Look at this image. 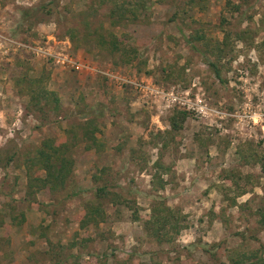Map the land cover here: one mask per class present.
<instances>
[{
	"label": "rangeland",
	"instance_id": "1",
	"mask_svg": "<svg viewBox=\"0 0 264 264\" xmlns=\"http://www.w3.org/2000/svg\"><path fill=\"white\" fill-rule=\"evenodd\" d=\"M122 1L0 0V264H231L254 250L264 260V0H236L234 15L228 0H146V10L129 5L125 18L111 16ZM25 8L33 18L22 20ZM223 14L247 34L219 48L211 39L223 37ZM86 20L97 40L113 33L128 43L135 61L117 65L119 56L95 42L77 48L68 31ZM200 29L205 37L192 42L224 82L186 42ZM26 45L64 50L143 87L100 72L92 84L69 70L55 80L57 67ZM29 70L49 76L61 109L28 107L17 79ZM87 119L104 147L90 155L73 147L71 189L30 195L39 168L29 159L42 141H74L66 129ZM104 167L123 203L105 201L106 221L81 228L92 174ZM73 185L80 193L67 197ZM158 201L187 215L172 240L159 242L147 223Z\"/></svg>",
	"mask_w": 264,
	"mask_h": 264
},
{
	"label": "trees",
	"instance_id": "2",
	"mask_svg": "<svg viewBox=\"0 0 264 264\" xmlns=\"http://www.w3.org/2000/svg\"><path fill=\"white\" fill-rule=\"evenodd\" d=\"M191 2L194 3L195 0H191ZM133 3L134 5H132V3L128 0H123L122 3L117 4L113 8L111 16L115 17L117 15L119 18H125L124 12L128 7L124 6L131 5V8L135 6L137 8L141 7L144 10L148 8L146 0ZM199 3L200 1L197 2V4ZM43 7L44 6L41 8ZM224 9L234 15L236 13H240V4H237L236 0H228ZM28 16L33 18L31 8L22 9V20ZM220 20V28L223 33V37L221 39H211L212 41H216L214 43H216L217 47L222 48L223 46H228L232 44L233 41L241 39L247 34V31H237L231 28L232 22H230V19L226 16V14H223ZM262 21H264V16ZM83 25V30L71 28L68 31L70 40L77 46V48H81L83 44L95 42L99 48L106 49L110 52V54L119 56V59L116 60L117 65L120 63L129 64L135 61V50H132L128 43L119 39L118 35H114L113 33L109 35L100 33V37L98 36L97 40L94 36L95 34L90 35V21L86 20ZM196 31V34L193 35L191 39L185 37L186 42L191 43L190 47L202 55L204 63L213 72L215 77L220 82H224V78L217 63L207 55L204 49L198 48V46H196L198 44L192 42V40L194 41L196 39L199 41L201 38L205 37V35L200 34L203 32L201 29ZM18 64L24 65L20 61H18ZM137 68L139 69V65ZM30 70L29 74L26 73L25 76L17 79V83L22 82L24 84V87H22L25 88L24 95L28 96L31 100V102L28 103V107H37L38 110L44 111V107L46 106V108H48L51 105L50 103H52L55 106L54 109L56 108L57 111L61 109V103L57 97V93L50 90L47 86L49 76L44 74L36 76L32 72L30 73ZM103 76V78L107 80L110 79L105 75ZM126 85L128 86V84ZM66 130L69 134H72V139L74 141H70L71 139L68 137L57 143L53 138H45L37 150L36 155L29 159L31 166L36 165L39 168V174L31 178L29 185L30 195L34 194L37 190L42 191L47 188L51 192H55L57 189H71L69 184H71V181H74L75 171V159L72 152L73 147L82 144L84 149L91 150L94 148L97 152H100V150L104 147V144L98 139L99 137L97 134L99 132V127L94 123L93 119L84 120L77 125L72 124ZM107 170L108 169L104 167L99 169L97 173L95 172L92 174V179L97 186L95 187L94 199L87 203L86 211L80 219L81 228H86L89 225H98L99 223L106 221L107 212L104 205L105 201L113 202L115 205L123 203L122 192L118 189L120 188V184L117 181V176L107 172ZM79 193L78 186L73 185L71 192H68L66 196L73 197ZM32 201H35V199L33 198ZM124 202L130 206L129 200H125ZM134 217L135 219L140 218L138 216L137 208L134 209ZM186 221V214L169 207L164 201H158L152 206V213L149 216L147 223L151 226L152 234L155 239L160 242L162 240L174 239L176 234H178L183 228L187 227ZM75 244V242L71 243L72 247ZM72 257L79 259V255H74ZM230 263L264 264V260L260 258L258 252L254 250L251 252H240L237 255H232ZM74 264H79V262L77 261Z\"/></svg>",
	"mask_w": 264,
	"mask_h": 264
},
{
	"label": "built area",
	"instance_id": "3",
	"mask_svg": "<svg viewBox=\"0 0 264 264\" xmlns=\"http://www.w3.org/2000/svg\"><path fill=\"white\" fill-rule=\"evenodd\" d=\"M26 48L29 51L35 52L37 55L44 56L45 58L52 60L54 63L60 64L63 67H67L72 70H79L82 67L87 66L85 62L75 58L74 55L67 53L64 50H53L48 46L46 47L42 45L33 46V47L31 45H26ZM98 72L109 77L111 80H121L123 81L124 84L130 83L139 88L143 87L142 84L137 83L135 81H131L122 76L119 77L112 71L99 69Z\"/></svg>",
	"mask_w": 264,
	"mask_h": 264
},
{
	"label": "crops",
	"instance_id": "4",
	"mask_svg": "<svg viewBox=\"0 0 264 264\" xmlns=\"http://www.w3.org/2000/svg\"><path fill=\"white\" fill-rule=\"evenodd\" d=\"M37 55V54H36ZM38 57H41V58H44V56H41V55H37ZM76 57H79V55L77 56L76 55ZM80 58V57H79ZM50 65H52V66H55V67H57L56 68V70L57 71H59V72H56L54 75L52 74V78L55 76V80H58L59 79V77H64V76H62V73L63 72H61V71H66V70H69V71H74L77 75H79L80 77H81V75L83 74V75H85L86 77H89V76H91V78H89V80H84L85 81V83L87 84V83H89V84H92L94 81H96V79H97V76H98V71L95 69V68H93V67H91L90 68V64L88 65L87 64V66H84V67H82L81 69H79V70H72V69H70V68H67V67H63L62 65H60V64H56V63H54L52 60H50V59H48V58H44ZM100 69V68H99ZM98 69V70H99ZM55 72V71H54ZM61 72V73H60ZM32 73L34 74V75H38L39 73H35L34 71H32ZM77 78V79H79V80H81V78ZM66 80V79H65ZM93 81V82H92ZM84 83V82H83ZM91 154V152H90V150H89V152H88V155H90Z\"/></svg>",
	"mask_w": 264,
	"mask_h": 264
}]
</instances>
